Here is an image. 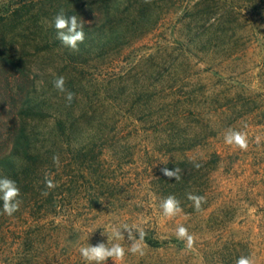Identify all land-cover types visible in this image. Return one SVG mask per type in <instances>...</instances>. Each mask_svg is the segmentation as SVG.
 Here are the masks:
<instances>
[{
    "label": "rangeland",
    "instance_id": "rangeland-1",
    "mask_svg": "<svg viewBox=\"0 0 264 264\" xmlns=\"http://www.w3.org/2000/svg\"><path fill=\"white\" fill-rule=\"evenodd\" d=\"M60 12L89 30L77 51L57 38ZM61 76L71 103L54 87ZM26 94L50 113L46 126L69 113L82 130L49 159V264H88L79 249L101 242L125 249L108 264H135L140 232L166 245L136 263L264 264V0H0L1 153ZM192 160L210 162L198 182L210 206L171 194L180 211L166 216L159 174ZM36 216L0 224V264L28 252L19 242L37 234Z\"/></svg>",
    "mask_w": 264,
    "mask_h": 264
},
{
    "label": "trees",
    "instance_id": "trees-1",
    "mask_svg": "<svg viewBox=\"0 0 264 264\" xmlns=\"http://www.w3.org/2000/svg\"><path fill=\"white\" fill-rule=\"evenodd\" d=\"M85 33L89 35V30H86ZM24 97L17 110V122L15 120L10 125L9 141L7 142L8 151L0 152V177H7L15 181L20 189V196L18 197L21 201L20 207L12 216L22 213L37 215L35 224L38 225V232L35 235L28 234L21 238L19 245L27 247L28 252L19 256H11L8 264H30L32 261L35 264H49L52 260L50 248L48 247L50 236L46 233V227L41 226L42 221L50 212V206L46 204L45 195L48 189L46 180H52L49 159L53 153L54 145L60 142H67L70 145L73 140H76L77 136L82 134V130L78 123L79 120L69 113L57 116L54 126H46L44 122L49 117L48 110L43 107L41 102L31 98L30 94H26ZM209 163L202 160L168 162L165 167L169 170L179 169V179L166 177L161 172L157 179L159 194L164 197H167L169 193L170 196L177 193L180 198H188L189 194L202 197L198 209L195 207L194 201L190 203L192 210L195 212L209 207V191L204 184H198L204 176H210L212 168H209ZM197 167L199 172L203 169L206 171L196 173L194 169ZM192 178L196 182V188L189 184ZM40 202H43L44 205L38 209L35 205ZM8 217L3 213V201L0 200V224ZM135 239L140 240L139 234L135 236ZM140 242L144 246L142 251L146 247L159 249L166 245V242H160L147 234H144V239ZM136 255L132 254L130 258L135 264H141L136 263ZM108 261L110 259L105 260L102 264H108Z\"/></svg>",
    "mask_w": 264,
    "mask_h": 264
},
{
    "label": "clouds",
    "instance_id": "clouds-1",
    "mask_svg": "<svg viewBox=\"0 0 264 264\" xmlns=\"http://www.w3.org/2000/svg\"><path fill=\"white\" fill-rule=\"evenodd\" d=\"M54 27L57 30V38L66 47L77 51L78 45L84 42L85 33L83 31V25L78 23L77 17L66 16L63 12L58 13L54 18ZM54 87L60 92H66V100L71 103L74 94L65 89V79L64 77H58L54 81ZM226 142L229 144L235 143L241 149H247V142L245 137L240 133H231L226 137ZM55 163H58V158L53 157ZM163 175L166 177H175L176 180L179 179L178 173L179 169L169 170L168 168L162 169ZM46 185L48 188H54L55 184L51 179L46 180ZM20 196V189L16 185V182L7 178L0 177V200L3 201V213L12 216L15 212L19 210L21 201L18 199ZM189 200L194 201L195 207L198 209L202 197L189 194ZM163 212L166 216H173L180 211L178 201L173 196L167 197L161 204ZM113 234L119 238L120 232L117 229H113ZM140 240L133 243L129 251L132 254L143 255L142 245L140 241L144 239V233L140 232ZM178 238H187L188 247L193 244V238L188 235L187 229L183 226L177 229ZM83 259L89 264H102L105 260L110 257L116 259H123L125 255V249L119 244H113L112 247H107L105 243L101 242L97 245H91L87 247H81L79 249ZM236 264H253L252 260L247 257H240Z\"/></svg>",
    "mask_w": 264,
    "mask_h": 264
}]
</instances>
